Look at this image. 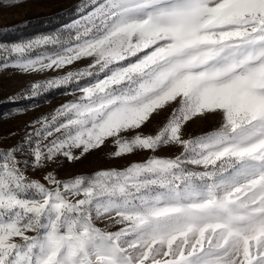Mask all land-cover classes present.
Returning <instances> with one entry per match:
<instances>
[{"label":"snow or ice","instance_id":"obj_1","mask_svg":"<svg viewBox=\"0 0 264 264\" xmlns=\"http://www.w3.org/2000/svg\"><path fill=\"white\" fill-rule=\"evenodd\" d=\"M9 67L57 75L8 102L72 98L0 145V264H264V0H79L59 28L0 40ZM106 144L150 155L57 178Z\"/></svg>","mask_w":264,"mask_h":264},{"label":"rangeland","instance_id":"obj_2","mask_svg":"<svg viewBox=\"0 0 264 264\" xmlns=\"http://www.w3.org/2000/svg\"><path fill=\"white\" fill-rule=\"evenodd\" d=\"M79 0H23L20 3H16L15 6H9L8 4L0 5V25H6L13 23L16 20L28 18L34 15H41L52 12L56 9H61L70 4L78 3ZM82 63H87L82 62ZM82 64H77L76 67H80ZM57 75L56 72H48L45 74H20L15 69L9 67L7 69L0 68V102L7 99L9 96L14 95L20 89L28 86L30 82L44 79L47 77ZM65 89L55 98H49V100L41 103H33V105L27 108V111L4 112L0 116V137H7L10 132L17 133L15 137L0 139V145L8 146L14 144L23 134L24 126L35 118L51 112L57 106L70 100V95L63 94ZM167 113L162 112L159 116H154L152 123L148 124L143 131L147 133H155V125L164 122ZM216 121L214 118L209 117L206 120H196L188 124L185 129V135H196L203 133L215 126ZM115 151L114 147L110 144L102 146L98 150H92L88 154H85L79 160L75 162H63V166L57 170V178H68L75 174H92L101 169L111 168H123L131 162L141 161L147 158L150 153L137 152L135 154L126 155L121 158H111L109 153ZM179 149L177 148H165L162 149L157 155L164 156L168 154H176ZM43 172L38 171L35 173V178H42Z\"/></svg>","mask_w":264,"mask_h":264},{"label":"trees","instance_id":"obj_3","mask_svg":"<svg viewBox=\"0 0 264 264\" xmlns=\"http://www.w3.org/2000/svg\"><path fill=\"white\" fill-rule=\"evenodd\" d=\"M11 3L12 0H3V4L10 5ZM78 3L70 4L66 7L56 9L46 14L34 15L28 18L16 20L10 24L0 25V40L17 41L20 39L30 38L39 33L51 32L73 18V9ZM23 89H20L17 93ZM63 90V88L56 89L45 95L37 97L35 100L17 99L16 101L8 102V98L4 99L0 102V116L3 115L4 112H13L16 109L28 108L33 105V103H41L49 100V98H55Z\"/></svg>","mask_w":264,"mask_h":264}]
</instances>
